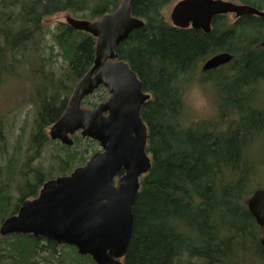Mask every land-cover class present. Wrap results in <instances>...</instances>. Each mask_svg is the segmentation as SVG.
Here are the masks:
<instances>
[{"label":"trees","instance_id":"1","mask_svg":"<svg viewBox=\"0 0 264 264\" xmlns=\"http://www.w3.org/2000/svg\"><path fill=\"white\" fill-rule=\"evenodd\" d=\"M173 1L136 0L132 14L144 26L118 49L119 58L129 63L150 94L141 115L152 158L133 208V236L123 262L264 264L260 228L247 206L254 190L261 188L256 184L264 171V17L229 20L220 15L206 33L174 26L166 12ZM121 2L0 0V92L12 80L7 77H14L22 108L30 105L34 110L20 127L13 154L1 135V123L5 125L13 110L0 112L1 154L10 155L0 164V225L17 213L22 201L38 195L52 172L70 173L99 148L79 134L73 135L72 146L49 137L74 86L94 64L96 38L65 22L53 26L46 20L60 13L95 20L116 11ZM220 52L232 53L233 60L224 70L204 71V61ZM213 75L218 76L213 80ZM199 77L201 83H221L215 113L197 119L185 96ZM108 96L100 87L83 105L94 108ZM51 144L57 145L51 154L54 165L40 161L34 167L33 160H41L40 152ZM256 144L260 154L252 152ZM13 189L19 191L16 199ZM0 264L96 262L73 245L15 233L0 234Z\"/></svg>","mask_w":264,"mask_h":264},{"label":"water","instance_id":"2","mask_svg":"<svg viewBox=\"0 0 264 264\" xmlns=\"http://www.w3.org/2000/svg\"><path fill=\"white\" fill-rule=\"evenodd\" d=\"M136 0H122L119 8L100 19L66 17L73 29L94 36V64L75 85L62 116L50 128V136L73 145L72 135L96 140L101 151L69 175L46 181L39 195L24 200L17 212L6 218L0 234H33L58 244L73 245L81 255H90L96 264H124L133 230V208L140 191V178L152 167L147 150L148 128L141 109L150 98L129 63L119 58V46L142 19L133 16ZM259 15L264 11L252 5L224 0H180L171 12L174 26L210 32L216 15ZM223 52L208 59L204 70L231 61ZM104 86L110 97L94 109L82 107L85 97ZM123 173V174H122ZM121 174V175H120ZM118 179L116 180V177ZM248 208L262 228L264 246V189H256Z\"/></svg>","mask_w":264,"mask_h":264},{"label":"rangeland","instance_id":"3","mask_svg":"<svg viewBox=\"0 0 264 264\" xmlns=\"http://www.w3.org/2000/svg\"><path fill=\"white\" fill-rule=\"evenodd\" d=\"M233 1V0H231ZM235 2H242V1H248L250 3H254L257 5H262L264 4V0H234ZM177 1L174 0L167 8V17L170 18V12L172 10L173 5ZM68 16L67 13H60L57 14L53 17H50L46 20L48 24H51L54 26V23L56 22H65L66 17ZM205 62V61H204ZM214 76V77H213ZM212 78L213 80L217 78L218 75H213ZM204 78L208 76H203ZM12 79V80H11ZM14 77H7V80H11V82L8 84L6 87L5 91L0 92V112H5L9 110L13 112L9 116L10 118H7L5 122V125H2L1 123V128H2V138L6 140L7 142V148H8V153L13 154L14 153V144L16 141V136L20 132V127L23 125L24 120L26 119L27 116L29 115H34L33 113V108L30 105H25L26 107L22 108L21 103L19 101V96L17 93V89L20 87L18 82H15L13 80ZM218 79H222V77H219ZM203 79L200 77L196 79L195 83H192V85L188 88L186 92V105L190 113L193 115L194 118H203V117H208V115H212L215 113L216 110V102L219 99L217 98V90L216 88L219 87L220 81H213V82H205L201 83ZM264 93V90H263ZM261 98L264 100V96H261ZM264 105V102H263ZM85 107V106H84ZM7 116V115H5ZM11 121V122H10ZM5 126V127H4ZM4 144V143H3ZM1 143H0V148H1ZM87 145V144H85ZM83 144V146H85ZM53 146L56 148L57 145L51 144L50 146H46L43 151L40 152V157L41 160H33L32 165L35 167L38 165V162L42 161L43 165L46 167H51L54 165V161L51 160L52 153H54L56 150L55 148L53 149ZM260 149L261 146L256 144V146H253V153L254 154H260ZM264 150V149H263ZM260 152V153H259ZM93 152L91 151L90 155ZM8 154V155H9ZM8 155H3L1 154V149H0V164L3 165L6 163ZM89 155V156H90ZM10 156V155H9ZM258 157H261L260 155ZM263 167V166H262ZM261 167V168H262ZM264 170V167L262 168ZM262 177L260 180H258V184L256 186L264 188V171L261 172ZM53 177L56 175H59V171L52 172L51 174ZM16 183H14L15 185ZM19 191L14 190L12 192V196L16 199L18 196ZM260 237V236H259ZM238 259V258H237Z\"/></svg>","mask_w":264,"mask_h":264},{"label":"flooded vegetation","instance_id":"4","mask_svg":"<svg viewBox=\"0 0 264 264\" xmlns=\"http://www.w3.org/2000/svg\"><path fill=\"white\" fill-rule=\"evenodd\" d=\"M219 68H222V69L224 70V69H225V65L220 66ZM219 68L213 69V70H211V72H213V71H215V70H217V69H219Z\"/></svg>","mask_w":264,"mask_h":264},{"label":"bare ground","instance_id":"5","mask_svg":"<svg viewBox=\"0 0 264 264\" xmlns=\"http://www.w3.org/2000/svg\"><path fill=\"white\" fill-rule=\"evenodd\" d=\"M143 21V20H142ZM144 22V21H143ZM253 166V165H252ZM250 211V210H249ZM250 213L252 214V212L250 211ZM253 215V214H252ZM254 216V215H253ZM255 217V216H254ZM230 261V260H229Z\"/></svg>","mask_w":264,"mask_h":264}]
</instances>
